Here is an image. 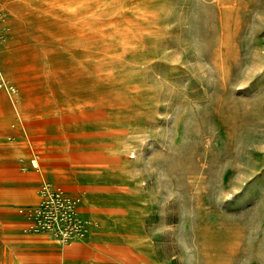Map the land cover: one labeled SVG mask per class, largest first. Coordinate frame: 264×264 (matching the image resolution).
I'll list each match as a JSON object with an SVG mask.
<instances>
[{
  "label": "rangeland",
  "instance_id": "rangeland-1",
  "mask_svg": "<svg viewBox=\"0 0 264 264\" xmlns=\"http://www.w3.org/2000/svg\"><path fill=\"white\" fill-rule=\"evenodd\" d=\"M0 264H264V0H0Z\"/></svg>",
  "mask_w": 264,
  "mask_h": 264
},
{
  "label": "bare ground",
  "instance_id": "bare-ground-1",
  "mask_svg": "<svg viewBox=\"0 0 264 264\" xmlns=\"http://www.w3.org/2000/svg\"><path fill=\"white\" fill-rule=\"evenodd\" d=\"M21 3H23V2H21ZM262 4V3H261ZM259 12V11H258ZM220 16H221V14H220ZM222 20V19H221ZM233 20V19H232ZM246 20V19H245ZM223 21V20H222ZM221 21V22H222ZM234 22V21H233ZM225 23V22H224ZM222 24V23H221ZM230 28H231V26H230ZM243 31V30H242ZM138 33V32H137ZM240 35V34H239ZM241 35H242V33H241ZM121 45V44H120ZM234 45H236V44H234ZM223 47V46H222ZM242 47V46H241ZM216 49V48H215ZM218 49H219V47H218ZM228 50H229V48H227ZM229 51H231V50H229ZM235 51H236V49H235ZM231 52H233V51H231ZM231 52H230V56H231ZM239 52H241L240 50H239ZM213 53H216V52H213ZM239 54V53H238ZM213 55V54H212ZM228 55V54H227ZM221 56V55H220ZM236 56V55H235ZM238 56V55H237ZM239 57V56H238ZM222 58V57H221ZM231 59V58H230ZM234 60V59H233ZM222 61V60H221ZM231 63H232V61H231ZM220 64V63H219ZM222 65H224V63L222 64ZM147 67V66H146ZM219 69V68H218ZM221 70V69H220ZM223 70V69H222ZM224 71V70H223ZM223 76H225L224 74H223ZM223 84V83H222ZM33 163L35 162L34 160L32 161ZM34 165H36L35 163H34ZM223 249V248H222ZM225 251V250H224ZM230 254V253H229Z\"/></svg>",
  "mask_w": 264,
  "mask_h": 264
}]
</instances>
